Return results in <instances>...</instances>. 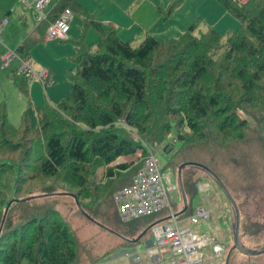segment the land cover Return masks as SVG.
Segmentation results:
<instances>
[{"label":"rangeland","instance_id":"rangeland-1","mask_svg":"<svg viewBox=\"0 0 264 264\" xmlns=\"http://www.w3.org/2000/svg\"><path fill=\"white\" fill-rule=\"evenodd\" d=\"M80 1L101 22L118 27V35L122 40L131 39L134 44L138 43L144 35L140 32V28L156 37L169 39L180 36L193 22L196 23V34L205 32L212 25L222 37L226 34L232 36L237 30L235 28L238 27L237 20L229 15L216 0ZM237 1L246 2L247 0ZM173 3L175 5L172 12L167 15ZM11 7H14L12 11L15 15L25 14L26 26L33 24L34 17L25 13L24 7L18 3V0H0V17L6 9ZM72 12L71 30L67 39L43 40L39 37L29 50L36 72L47 73L49 80L46 84L38 79H33L28 84V80L23 81L22 77H17L15 82L8 76V69L0 70V102L5 103L7 119L13 126L20 125L22 113L29 99L38 106L46 103L55 105L69 93L72 78L75 75L74 42L80 38H84L86 42L96 41L97 32L91 27L84 30L82 17L73 10ZM45 21L47 22L46 18L42 22ZM17 24L19 21L16 18L13 27H17ZM44 24L43 26H46V23ZM19 32L17 30L14 33V28L9 27L6 41L14 42ZM13 45L15 44L11 46ZM206 80L210 86L214 82ZM20 86L26 88L28 94L24 93ZM236 87L224 92L223 96V102L230 105L234 118L231 126L222 124L220 127L223 115L209 114L197 122L198 130L192 131L182 124L181 116L172 115L161 101L152 100L150 107L145 111L146 120L143 121V129L132 128L125 123L120 124V133L129 137L136 146L134 154L119 156L110 164L101 162L87 166L88 182L83 186L77 183V179L72 176V170L68 166L60 169L55 176L30 181L31 187L46 186L47 193L59 194L28 199L29 203L19 205L20 207L13 210L15 222H20L27 214L44 213L49 207L48 217L53 218V212L57 214L65 221L74 236L76 244L74 264H127L125 260H129L125 258V253L119 254L117 251L124 247L132 251L135 244L124 241L86 217L72 196L77 197L82 210L95 221L128 237L127 239L137 237L153 220L166 216L168 211L163 210L152 216L125 223L118 216L113 193L120 187L129 186L133 175L141 166L140 162H143L145 155L151 152L155 155L163 172L171 176L172 186L171 189L167 188V193L175 213L182 211L184 206L179 189V166L188 161L199 162L219 178L234 199L239 210L241 245L251 251L263 249L264 89L257 87L253 99L250 100L241 89ZM53 130L64 133L67 131V126L58 123ZM43 154V138L40 135L34 140L33 156L38 158ZM123 164L133 166L123 171L120 167ZM110 172H113L115 176L109 177ZM180 173L187 201L186 214L193 213L198 206H204L208 211L207 219L191 227L193 231L208 235L209 242L203 249L205 262L264 264V253L250 256L236 248L232 249L236 222L235 210L213 175L196 165H185ZM9 175L14 178L13 172L5 177ZM38 186L32 188L31 194L40 195ZM35 199L41 200L35 201ZM181 225L187 226L186 223ZM148 235L147 231L141 240L149 238ZM132 254L128 263L136 264L137 261L133 260L135 255ZM117 258H119L118 261ZM21 264H25V261Z\"/></svg>","mask_w":264,"mask_h":264},{"label":"trees","instance_id":"trees-1","mask_svg":"<svg viewBox=\"0 0 264 264\" xmlns=\"http://www.w3.org/2000/svg\"><path fill=\"white\" fill-rule=\"evenodd\" d=\"M216 1L238 22L232 36L222 37L212 25L196 34L193 22L180 36L169 39L140 28L144 35L134 44L131 39L122 40L117 28L101 22L78 0H58L45 30L70 7L82 17L84 30L91 27L97 32V39L74 42L75 75L69 93L55 105L38 106L29 99L16 127L7 119L5 103L0 102V264H74L75 239L64 220L54 212L53 218L48 217V207L44 213L27 214L15 222L13 210L30 201L7 205L13 199L36 195L31 193L38 185L31 187L30 181L55 176L65 166L83 186L88 182L87 166L110 164L119 156L134 154L136 146L120 133V124L143 129L152 100L161 101L169 113L181 116L183 125L197 131V122L209 114L223 115L220 127L233 125L224 92L237 86L252 100L257 87L264 89V0ZM30 48L25 41L16 51L28 57ZM8 72L15 82L17 77L27 80L15 68ZM58 123L65 124L67 131L53 130ZM40 135L44 154L34 158L33 143ZM132 166L120 165L123 171ZM11 172L14 178L5 177ZM38 187L39 194H48V187Z\"/></svg>","mask_w":264,"mask_h":264},{"label":"built area","instance_id":"built-area-1","mask_svg":"<svg viewBox=\"0 0 264 264\" xmlns=\"http://www.w3.org/2000/svg\"><path fill=\"white\" fill-rule=\"evenodd\" d=\"M49 0H33L31 9L37 23L45 19L42 10ZM73 14L69 8L62 10L55 19L50 21L45 30L43 40L67 39ZM8 18L0 19V46L5 47L0 57V70L10 69L13 62L17 72L25 75L30 84L33 79L46 84L49 80L46 72H36L29 57L20 55L16 49L3 44L2 30L8 24ZM142 160V158H141ZM140 167L136 170L129 186L117 189L113 193V201L121 221L128 222L141 217L154 215L163 210L168 211L165 218L152 223L147 238L146 254L151 264H212L205 262L203 249L209 242L208 235L193 231L200 221L208 218V211L204 206H198L187 216L175 213L171 208L167 188L171 189V176L164 173L158 161L151 152L146 154ZM186 223L187 226L181 224ZM145 243V242H144ZM137 244H135L136 247ZM133 260H141L137 248ZM136 250V254H135Z\"/></svg>","mask_w":264,"mask_h":264},{"label":"crops","instance_id":"crops-1","mask_svg":"<svg viewBox=\"0 0 264 264\" xmlns=\"http://www.w3.org/2000/svg\"><path fill=\"white\" fill-rule=\"evenodd\" d=\"M32 1L33 0H18V3L20 4L21 3V5L24 7V10H25V13H29L30 14V16L31 17H34V21H33V24L32 23H30L29 25H27L26 26V24H25V22H24V16H25V14H22V15H20V16H17V15H15L14 13H13V11H12V8H14V7H11L10 9H6L5 11H4V13H3V15L1 16L2 18H4V17H7L8 18V24L3 28V30H2V41H3V44L4 45H6L7 47H9V48H12V49H17V47L22 43V42H25V41H27L28 43H29V45H34L35 43V41L39 38V37H41V39L44 37V34H45V26H43V25H45L44 23H46V21L44 22V23H41L39 26H37V19H36V16H35V14H34V12L32 11V9H31V3H32ZM83 6H84V3L83 2H81L80 0H78ZM57 3H58V0H49L48 2H47V4H46V6L44 7V9L42 10V14H44V16H45V18L47 19V17H49L48 15H51L50 14V10L55 6V5H57ZM85 7V6H84ZM70 8V7H69ZM1 9H5V8H1ZM88 9V8H87ZM72 14H73V12H72ZM93 14V13H92ZM0 17V19H2ZM18 19V21H19V24H17V27H13L14 25H13V22H14V20L15 19ZM73 18V17H72ZM104 24H108V23H106V22H103ZM110 25V24H109ZM9 27H12V28H14V33L18 30V32H19V36H18V38L14 41V42H8V41H6V37H7V31H8V29H9ZM114 28H117V29H119L118 27H116V26H113ZM70 30H71V27H70ZM69 30V31H70ZM69 33V32H68ZM126 40H128V39H126ZM46 42V41H45ZM15 44V45H13V47L11 46L12 44ZM88 43H91V42H88ZM4 49H5V47H3V46H0V57H1V55L3 54V52H4ZM29 53V52H28ZM29 56V59L31 60L32 59V57H31V54L29 53L28 54ZM31 62H32V60H31ZM33 63V62H32ZM34 66V65H33ZM14 67H15V63L13 62V64H12V66H11V68L10 69H8V71H10V70H12V69H14ZM36 67V66H35ZM34 67V69H36ZM59 101V100H58ZM186 212V211H185ZM149 234V233H148ZM149 236V235H148ZM143 237V236H142ZM141 237V238H142ZM150 237V236H149ZM141 238H140V241L139 242H137L136 244V247H135V245L133 246V248H137V253L140 255V258H141V260H140V262L138 261L136 264H151V262H150V259L148 258V256H147V254H146V247H147V244L146 243H149V241L148 242H146V240L147 239H142L141 240ZM145 242V243H144ZM128 251H129V249L128 248H126V247H124V248H122V249H120V250H118L117 252H119V254L120 253H125L124 254V256H125V258L126 259H128L129 261H126L125 260V262L127 263V264H129L128 262H130V254L128 253ZM142 254H143V258H145L144 259V262H143V258H142ZM119 260V258H117V261ZM121 260V259H120ZM132 264V263H131Z\"/></svg>","mask_w":264,"mask_h":264},{"label":"water","instance_id":"water-1","mask_svg":"<svg viewBox=\"0 0 264 264\" xmlns=\"http://www.w3.org/2000/svg\"><path fill=\"white\" fill-rule=\"evenodd\" d=\"M185 165H196V166H200L204 169H206L207 171H209L213 177L216 179V181L219 183V185L221 186V188L223 189L224 193L226 194V196L228 197L229 201L231 202L234 210H235V219H236V222H235V227H234V246L232 247V249H238L240 251H242L243 253L247 254V255H250V256H255V255H259V254H263L264 253V248L261 249V250H258V251H251V250H248V249H245L241 243H240V240H239V210H238V207L234 201V199L232 198V196L230 195L229 191L227 190V188L225 187V185L219 180V178L213 173L211 172L206 166H204L203 164L199 163V162H193V161H188V162H185L183 164H181L179 166V170H178V181H179V189H180V192H181V196L183 198V203H184V206H183V209L182 211H180L178 214H182L183 212H185L187 210V201H186V196H185V193H184V190H183V187H182V183H181V168ZM54 194H59V193H48V194H40V195H33V196H28V197H24V198H19V199H13L11 201H9L8 205H7V208L8 206L11 204L12 201H20V200H28V199H31V198H35V197H42V196H48V195H54ZM75 201H76V204L78 206V208L81 210V212L86 216L88 217L90 220L94 221L97 225H99L100 227L104 228V229H108V231L116 234L117 236L121 237L122 239H125L129 242H132V243H136L137 241L140 240V238L142 236L145 235V233L150 229V227L152 226L149 225L147 228H145L141 233H139L137 235V237L133 238V239H127L125 238L124 236L120 235L119 233H116L115 231L109 229L108 227H106L105 225L95 221L93 218H91L84 210H82L80 204L78 203V200L76 198L75 195L72 196ZM7 208L5 210V213H4V217L6 215V212H7ZM4 217H3V220H4Z\"/></svg>","mask_w":264,"mask_h":264}]
</instances>
